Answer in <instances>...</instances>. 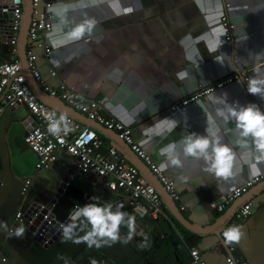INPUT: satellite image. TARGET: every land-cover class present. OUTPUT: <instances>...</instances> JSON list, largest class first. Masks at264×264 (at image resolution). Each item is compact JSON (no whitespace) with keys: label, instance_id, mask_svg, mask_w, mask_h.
Instances as JSON below:
<instances>
[{"label":"crops","instance_id":"1","mask_svg":"<svg viewBox=\"0 0 264 264\" xmlns=\"http://www.w3.org/2000/svg\"><path fill=\"white\" fill-rule=\"evenodd\" d=\"M228 1L230 7L226 14L233 24L229 41L224 39L225 30L220 21L225 12V0H55L51 7L53 25L46 35L50 56L44 58L41 49H34L38 69L50 85L62 79L86 98L101 103L108 113L129 125L134 142L158 167L165 160L159 154L160 149L177 142L182 166H169L161 172L174 182L179 194L175 204L184 206L180 212L190 223L210 227L220 215L230 211L234 201L236 209L245 201L251 202L253 211L249 218L239 223L233 214L230 215L218 235L208 231L195 233L183 227L163 202V216L136 218L137 230L131 242L137 252L145 256L150 249L159 247L155 252V264H161L160 258L169 248H172L168 252L172 256L167 257V264H182L183 259L191 264V247L199 251L207 264H227L228 255L243 256L248 264H264V180L226 204L222 211L211 210L208 206L210 201L220 199L253 176L248 162L249 150L236 143L239 134L235 123L225 121L217 113L224 107L222 94H227L229 104L238 102L247 106L251 103L262 112L264 99L250 95L247 83L236 81L187 106L177 110L169 108L172 102L194 92L199 84H209L233 70L250 68V78L264 79V0ZM86 20H95L92 32L78 40L69 39L68 34ZM218 41H222L219 47ZM25 44H17L16 53L12 54L3 38L0 40V58H16L20 62L21 48L25 51L32 46L29 40ZM211 49L215 51L210 53ZM215 57H219V61ZM49 67H55L59 76L50 77ZM181 71H187L188 76L178 79L176 74ZM22 73L26 75L23 70ZM69 112L67 115L59 113L79 125L91 123L79 111ZM30 118L22 105L5 108L0 117V221L5 222L8 229L26 226L27 220L14 219L15 211L22 209L26 216H31L35 203H46L72 160L66 153L58 152L54 162L36 169L37 157L23 141ZM165 118L179 121L173 132L157 135L155 129L148 131ZM67 127L73 130L72 123ZM217 130L221 142L236 154V175L228 180L206 171L203 159L185 157L183 146L178 143L184 135L191 133L211 139V132ZM99 131L103 140L101 150L104 153L109 147L117 150L114 141L119 139L117 135L102 128ZM108 136H112V140ZM249 144L251 148V141ZM255 155L251 151V156ZM121 157L127 160L124 153ZM259 168L262 172L264 164ZM138 171L148 181L146 169ZM25 178L31 182L22 194ZM79 181L83 186V178ZM109 192L103 182L97 180L92 190L96 200L92 203L99 204ZM111 204L113 207L123 204L122 210L126 212L130 207L128 199L118 200L117 196ZM234 225L241 227L244 236L229 252L223 232L225 227ZM41 228L49 230L48 234L52 232L47 221ZM51 228L62 231L58 223ZM182 230L189 232L191 246L186 245L187 235ZM145 236L150 246L141 248L139 244ZM62 237L61 232L52 243L39 245L49 247ZM35 243L26 232L22 238L14 235L10 238L9 232L0 230V264H29L23 254Z\"/></svg>","mask_w":264,"mask_h":264},{"label":"built area","instance_id":"2","mask_svg":"<svg viewBox=\"0 0 264 264\" xmlns=\"http://www.w3.org/2000/svg\"><path fill=\"white\" fill-rule=\"evenodd\" d=\"M55 0H30L31 12L28 21L26 36L30 41L31 47L25 51L26 67L30 72L32 79L38 83L40 88L50 97L60 99L65 105L82 113L85 117L95 121L106 129L115 132L117 137L129 146L131 151L141 159L148 167L153 175L157 178L169 197L177 202L179 194L175 189L174 182L168 179L159 167L151 160L150 155L137 143L134 142L131 134V128L123 121L108 113L104 106L94 99H88L80 94L73 86L67 85L64 80L58 79L55 85H50L43 77L36 64V54L34 49L39 48L43 52L45 58L49 57L50 46L46 40L47 33L53 25L51 7ZM230 3L225 0L223 8L225 12L221 14L220 21L224 27V39H231V29L233 24L229 21L226 10L229 9ZM22 9L20 2H14L11 9V19L8 22L7 29L0 31V40L8 43L12 54L16 53L17 34L21 20ZM250 68L233 70L224 76L210 82L209 84H199L198 88L188 95L180 98L178 101L169 105L171 110H177L180 107L187 106L193 101L206 96L210 93L218 91L226 85L233 82L247 83L250 79ZM50 77H58L55 67L48 68ZM25 106L28 115L31 117L27 122L28 129L23 135V141L27 147L36 155L37 161L35 168L40 169L47 167L56 160L58 152L66 153L75 163L76 170L83 178V181H92L93 178L103 182L118 200L124 199L129 202L132 215L136 218H143L147 215L160 217L164 215L161 197L156 188L148 183L139 175L136 166L129 163L125 158L118 155L114 147L107 148L104 153L102 149L103 140L97 131L90 125H79L70 117L62 115L55 108L47 105L40 100L29 84L25 80L24 74L21 72L20 62L14 58L12 60H4L0 58V117L5 108L11 106ZM32 116L34 118H32ZM61 116L65 117L66 124L72 123L73 130L61 131L58 135L49 132V125L54 121H59ZM64 122L61 123L63 129ZM74 174L70 175L68 180L64 182L67 186L74 178ZM91 178V179H90ZM264 180V170L258 176H252L244 180L241 184L234 187L229 193L222 195L219 201L212 200L208 203L209 209L222 211L226 204L232 202L236 198L246 193L249 188ZM31 179L25 178L21 188L24 194L29 187ZM93 183V182H91ZM147 201V204L142 202ZM35 211L31 216L24 217L21 210H16L14 219L17 221H26L25 228L29 231L30 238L40 237L43 244H48L52 235L58 231L48 234L47 230L41 228L44 220L53 227V224L62 225L64 221L53 220L50 209L46 208L45 203H35ZM46 209L38 225L33 224V220L38 213ZM179 210H183L182 204L178 205ZM252 204L245 201L233 213L234 218L242 223L252 214ZM29 225H33V229H29ZM52 225V226H51ZM49 228V229H50ZM228 227H225L226 230ZM39 229H42L40 232ZM9 230H12L9 228ZM46 234L43 235V233ZM234 246L228 247L229 252L233 251ZM191 264H207L202 259L199 251L191 247L190 251ZM227 264H248L243 256L235 258L231 255L226 257Z\"/></svg>","mask_w":264,"mask_h":264},{"label":"clouds","instance_id":"3","mask_svg":"<svg viewBox=\"0 0 264 264\" xmlns=\"http://www.w3.org/2000/svg\"><path fill=\"white\" fill-rule=\"evenodd\" d=\"M63 23V18H61ZM95 20H86L84 23L75 27L69 34V39H81L85 33L90 34L95 27ZM222 41H218L217 46H221ZM215 49L209 50L210 53ZM219 61V57H215ZM178 79H183L188 76L187 71H181L176 74ZM247 92L250 95L258 96L264 99V79L252 77L247 82ZM223 108L217 110V113L225 121H233L236 130L239 134V139L236 143L243 149L249 150V165L251 173L254 176L261 174L259 168L260 164H264V112H262L257 105L248 104L247 106L240 105L238 102L229 104L227 102V94L221 96ZM64 122L63 129L61 123ZM179 124L175 119L165 118L152 127L148 131L156 130L157 135L163 134L164 131L168 133L173 132ZM67 131V124L65 117L61 116L59 121H54L49 125V132L53 135H58L61 131ZM209 131L206 129V132ZM249 141L252 147L250 148ZM181 144L182 152L185 157H193L196 159H203L207 165L206 171L214 173L216 177L228 180L233 178L236 154L230 147L221 142L218 135V130L211 132V139L208 136H200L196 133L186 134L178 142ZM251 151L256 155L251 156ZM161 156L165 160L159 165L160 171H165L169 166L181 167L182 162L180 153L177 152V142L169 143L160 149ZM254 161V162H252ZM96 200V198H93ZM124 205L113 207L111 203H88L82 207L76 206L68 216V223L61 225L62 235L65 240H71L74 243H86L88 247L101 248L104 245L121 242L129 243L133 239L136 217L123 211ZM90 225V230L86 232L83 237H77L76 229L80 227L77 223L81 221ZM121 227L128 229V235L121 240ZM0 230L9 232V236L22 238L27 229L20 225L12 230L8 229L5 222L0 221ZM81 230H83L81 228ZM244 233L240 226L234 225L228 227L223 232L225 246L239 244L243 238ZM141 248L150 246V241L147 236L139 244ZM95 264V262H93Z\"/></svg>","mask_w":264,"mask_h":264},{"label":"water","instance_id":"4","mask_svg":"<svg viewBox=\"0 0 264 264\" xmlns=\"http://www.w3.org/2000/svg\"><path fill=\"white\" fill-rule=\"evenodd\" d=\"M14 2H20L21 9H22L21 20H20V25L18 29L17 44L25 45V41L27 39L26 29H27L29 18H30V12H31L30 0H0V31L2 29H7L8 27V22L11 19V9H12V5ZM20 52H21V59H20L21 72L23 70V72L26 74L25 80L29 84V86L32 88V90L35 92L37 97L43 102H45L47 105L55 108L58 112H62L66 115L70 113L69 111L74 112L75 110H73L72 108L66 107V105L62 101L58 100L57 98L48 96L40 88V86L30 76V72L26 67L24 50L22 48ZM16 107L18 106H11L10 108H16ZM76 113H79V112H76ZM80 115L86 118L83 114H80ZM32 118L34 117L32 116ZM90 121L91 123H89V125L92 128H94L97 132H100L99 128L106 129L100 124L96 123L95 121L93 120H90ZM106 130L116 135L114 131L109 130V129H106ZM100 133L102 134V132ZM111 137L112 136H108V138L112 140ZM114 141L116 143L115 145L117 146L118 155L121 156L124 153L126 155L127 160L130 163H132L134 166H136L138 170L146 169L149 175L147 182L152 184L156 188L166 209L183 227L195 233H204L208 231V232L214 233L215 235H218L220 228L226 224L227 217H229L235 212L237 203L234 201L230 208V211L220 215L210 227L205 228V227L195 226L194 224L190 223L187 219L183 217L177 205L169 197L168 193L164 190V188L159 183L155 175H153L148 169V167L141 161V159H139L135 155V153L131 151L129 146L126 145L121 139H118V140L115 139ZM72 174H74L73 176L74 178L70 181V183L67 186H65L64 182L68 180L69 176ZM80 179H81V175L76 170L75 163L72 159L71 164L69 168L65 171L61 182L59 183L55 191H53L52 197L45 203L46 208L51 210L50 214L51 216H53L54 218L53 220L60 221V222L64 221L65 219L67 220L69 213L75 208V204H77L78 207H82L88 203H92L93 198H94V194L92 193V190L94 189V185H96V178H93L92 181H89V180L83 181V186L80 184V181H79ZM22 186H23V183L21 185V188ZM114 200H115V195L110 191L108 196L105 199L103 198L99 200V204L111 203ZM219 200L220 199H216V201H219ZM142 202L144 204H147V201L144 199H142ZM19 210H22V209H19ZM45 211L46 209L38 213L36 218L33 220L34 225L39 224V220L42 218V215L45 213ZM26 213H28V211H26ZM24 217L27 218L28 216H26V214L24 213ZM66 223H68V221L67 222L64 221V224ZM28 228L33 229V225H29ZM50 230L52 232L55 231L53 228H50ZM136 230H137V226L135 224L134 233L136 232ZM120 231H121V236L126 238L128 235V229L126 227H121ZM61 232L62 231L60 230L56 231L52 235V240H50L49 244L52 243V241L55 240L57 236L61 234ZM26 233L27 235H29L28 230L26 231ZM32 239L36 243L42 245L41 238L39 236L32 238ZM43 247L47 248V245H43Z\"/></svg>","mask_w":264,"mask_h":264},{"label":"trees","instance_id":"5","mask_svg":"<svg viewBox=\"0 0 264 264\" xmlns=\"http://www.w3.org/2000/svg\"><path fill=\"white\" fill-rule=\"evenodd\" d=\"M127 213L132 215L130 207L127 210ZM171 218L173 219L172 216ZM173 220L175 221V219ZM78 224L80 227L76 229V235L77 237H83L86 232L90 230L91 226L87 225L86 222H83V218H81V221ZM176 224L178 223L176 222ZM81 228L83 230H81ZM183 233L187 235L186 245L191 246L192 241L190 239L188 240L189 232L183 231ZM123 239L124 238L121 236V240ZM158 249L159 247L150 249L148 255L145 256L137 252L131 241L127 244L117 242L110 245H104L101 248H90L86 243H74L73 241L65 240L62 237V240L56 241L53 245L47 248L35 243L25 252V254H23V256L28 260L29 264H92L93 262H95V264H155V252H157ZM171 249L172 248H169L164 252V256L162 255V258H160L161 264H167V257L172 256L171 253H168L169 251H172ZM177 250L181 251V249ZM183 260L182 264H190L185 259Z\"/></svg>","mask_w":264,"mask_h":264},{"label":"bare ground","instance_id":"6","mask_svg":"<svg viewBox=\"0 0 264 264\" xmlns=\"http://www.w3.org/2000/svg\"><path fill=\"white\" fill-rule=\"evenodd\" d=\"M17 37H18V34H17ZM17 39H18V38H17ZM26 40H28V39H26ZM16 45H17V42H16ZM25 45H26V44H25ZM25 51H26V50H25ZM25 51H24V55H26V54H25ZM50 52H51V49H50ZM49 56H50V54H49ZM44 58H45V57H44ZM47 58H48V57H47ZM25 63H26V56H25ZM76 206H77V204H75V207H76ZM50 211H51V210H50ZM44 222H46V220H44L43 223H44ZM43 223H42V224H43ZM63 223H64V222H63Z\"/></svg>","mask_w":264,"mask_h":264},{"label":"rangeland","instance_id":"7","mask_svg":"<svg viewBox=\"0 0 264 264\" xmlns=\"http://www.w3.org/2000/svg\"><path fill=\"white\" fill-rule=\"evenodd\" d=\"M93 264V263H92Z\"/></svg>","mask_w":264,"mask_h":264}]
</instances>
